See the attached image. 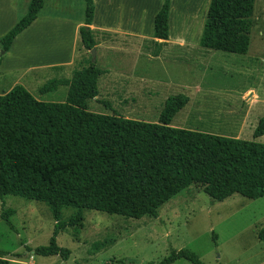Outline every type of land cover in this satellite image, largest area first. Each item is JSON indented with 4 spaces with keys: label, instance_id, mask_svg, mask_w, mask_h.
Segmentation results:
<instances>
[{
    "label": "rangeland",
    "instance_id": "rangeland-1",
    "mask_svg": "<svg viewBox=\"0 0 264 264\" xmlns=\"http://www.w3.org/2000/svg\"><path fill=\"white\" fill-rule=\"evenodd\" d=\"M205 1L185 0L179 8L176 0L171 13L169 40L175 42L180 36L197 45L143 41L137 45L138 61L133 64L136 48L128 47L125 55L126 42L103 36V55L100 52V59V55L91 58L102 71L98 95L88 101V111L157 122L165 100L182 94L188 102L171 126L264 144V135L253 139L258 121L264 117V0L254 1L244 55L198 46L208 7ZM28 2L21 1L19 15L25 13ZM84 8V0H45L43 12L76 19L83 17ZM37 31L42 39L18 43L9 65L41 66L68 56L59 53L69 47L67 32L59 36L56 26ZM2 52L0 49L3 59ZM89 59L77 57L75 66L42 69L36 79L30 72L24 73V87L37 100L63 102L66 86L58 85L46 93L42 88L70 79L73 69L84 67L82 60ZM19 73H2L6 82L0 78V87L16 80ZM3 202L5 209L14 210L10 220L15 231L0 218V257L3 253L9 264H119L127 258L132 263L125 264H159L172 249H188L204 264H264V241L258 238L264 229V197L251 200L235 194L215 201L200 186H191L162 204L157 218L131 219L83 210L82 226L67 227L56 237L57 245L70 251L66 261L26 250L48 244L55 224L51 205L10 195ZM1 206L0 199V212ZM76 212L74 207H62L59 220L66 222ZM173 264L190 263L181 259Z\"/></svg>",
    "mask_w": 264,
    "mask_h": 264
},
{
    "label": "trees",
    "instance_id": "trees-1",
    "mask_svg": "<svg viewBox=\"0 0 264 264\" xmlns=\"http://www.w3.org/2000/svg\"><path fill=\"white\" fill-rule=\"evenodd\" d=\"M254 1L210 0L199 46L246 54ZM84 2L79 37L90 51L95 47L89 28L94 6L92 0ZM44 3L31 0L25 15L0 39L4 54L41 13ZM169 8L170 0H163L153 22L154 39H168ZM94 64L42 88L46 93L58 85L67 86L63 102L37 100L22 85L0 94V218L15 231L10 220L14 210L4 208L3 198L8 195L48 203L54 209L48 244L27 247V251L68 260L70 251L57 245L56 237L67 227L80 228L83 210L131 219L157 218L162 204L191 186H200L215 201L235 194L251 200L264 197L263 143L171 126L188 102L182 94L165 100L157 122L90 112L87 103L98 95L102 71ZM263 135L264 117L253 139ZM65 206L77 212L63 222L59 218ZM258 238L264 241V229ZM3 257L1 253L0 264H9ZM181 259L204 264L188 249L170 250L159 264ZM125 263L132 262L127 258L119 264Z\"/></svg>",
    "mask_w": 264,
    "mask_h": 264
},
{
    "label": "crops",
    "instance_id": "crops-1",
    "mask_svg": "<svg viewBox=\"0 0 264 264\" xmlns=\"http://www.w3.org/2000/svg\"><path fill=\"white\" fill-rule=\"evenodd\" d=\"M22 0H0V39L14 26L17 20L25 15V13L21 16L19 15V8H21ZM94 6V13L91 24L89 28L93 33V37L95 40V47L87 51L81 44L79 37V28L84 25V15L80 18H72L67 16H61L51 13H46L41 11V13L37 16V18L19 35L15 37L13 40L9 50L5 53L1 63H0V78L3 82H6L2 76V73L8 71L9 73H19V77L11 81L5 89L4 87H0V94L7 93L12 87L15 85H22L23 87L27 84L24 83V79H22L24 73L31 74L33 79H36V73L40 72L42 69L54 68L61 69L63 67H72L75 66V61L77 57L84 59L85 57H90L88 62H84L82 60L84 67L91 63V58L95 56H99L100 52L103 55V36L106 38L126 42L124 45V54L128 52L127 48H136V52L134 54L135 58L133 60V64L138 61V43L143 41H163L157 40L153 37V22L155 15L161 9L163 4V0H92ZM136 1V2H135ZM170 0V8H169V16H168V39L169 40V32L171 27V13L174 8V4L177 3V6L181 8L185 0ZM194 0H191V2ZM210 0H206V6L209 5ZM45 5V3H44ZM126 7H130L131 9H126ZM44 8V7H43ZM208 9V7H207ZM43 12V13H42ZM207 12V11H206ZM103 14V18L101 15ZM110 14V15H109ZM205 21V20H204ZM204 21L200 24L199 30V40L201 37ZM49 26H56L59 28V36H63L64 33L67 32L70 38V44L68 49L64 51H60V57L64 54L68 53L66 58H62V60H52L49 61L46 65L36 66L34 64H30L28 66L23 67L22 65L17 68V64H10L11 56H13V49L18 43L22 42H30L31 39L35 41H39L42 39L43 34L38 33V29H44ZM146 27L148 29H146ZM33 29H36L33 32ZM149 32V33H148ZM180 34V33H179ZM166 40V41H167ZM198 40V39H197ZM198 40V46H199ZM192 40H188L184 37H178L175 42L178 45L188 44V45H197L191 42ZM66 51V52H65ZM93 51V54H92ZM88 53V55H87ZM126 55V54H125ZM128 55V54H127ZM130 55V53H129ZM131 56V55H130ZM101 55L99 56L100 59ZM10 60V61H9ZM9 61V62H8ZM100 61V60H99ZM94 62H98L97 59ZM16 69V70H13ZM21 69H24L21 71ZM81 69V68H79ZM77 69V70H79ZM101 70V69H100ZM74 71V69H73ZM34 73V74H33ZM23 82L22 84H19ZM67 87V86H66ZM55 91V90H54ZM10 263V262H9Z\"/></svg>",
    "mask_w": 264,
    "mask_h": 264
},
{
    "label": "water",
    "instance_id": "water-1",
    "mask_svg": "<svg viewBox=\"0 0 264 264\" xmlns=\"http://www.w3.org/2000/svg\"><path fill=\"white\" fill-rule=\"evenodd\" d=\"M2 54H4V52H2ZM92 54H93V51H92Z\"/></svg>",
    "mask_w": 264,
    "mask_h": 264
}]
</instances>
